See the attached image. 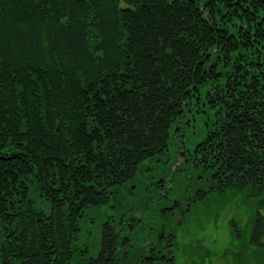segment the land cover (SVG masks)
I'll list each match as a JSON object with an SVG mask.
<instances>
[{"label": "trees", "instance_id": "16d2710c", "mask_svg": "<svg viewBox=\"0 0 264 264\" xmlns=\"http://www.w3.org/2000/svg\"><path fill=\"white\" fill-rule=\"evenodd\" d=\"M202 100L206 196L264 193V0H0V264H136L162 227L176 264L206 198L177 227L187 180L146 174Z\"/></svg>", "mask_w": 264, "mask_h": 264}, {"label": "rangeland", "instance_id": "374dc122", "mask_svg": "<svg viewBox=\"0 0 264 264\" xmlns=\"http://www.w3.org/2000/svg\"><path fill=\"white\" fill-rule=\"evenodd\" d=\"M202 93L205 97V89ZM207 112L208 107L204 100L201 101V107L195 105L193 111L189 112L190 126H184L178 138L171 137L166 155L151 161V172L146 174L147 178L166 180L169 187L164 193L168 194L169 191L171 196L174 195L177 182L185 180L180 175L183 172L179 173L183 164L182 158L179 160L180 147L183 145L185 149L192 151L204 140ZM176 166L180 168L175 174ZM30 199L38 208L49 212L47 202L35 190L32 191ZM263 205L264 193L254 196L243 191L222 197L208 195L205 203L199 205L197 213L192 218L188 217L192 225L185 224L184 229L179 231L181 235L184 234L185 249L177 255L176 264H264V247L251 243L254 219L258 211L264 212ZM203 217L209 218L210 222L206 226L199 224ZM99 221L97 211L91 209L81 233V240L88 247L93 244Z\"/></svg>", "mask_w": 264, "mask_h": 264}, {"label": "flooded vegetation", "instance_id": "af4514ba", "mask_svg": "<svg viewBox=\"0 0 264 264\" xmlns=\"http://www.w3.org/2000/svg\"><path fill=\"white\" fill-rule=\"evenodd\" d=\"M181 146L179 160L182 158L183 164L181 165V168L180 166L175 167V174L178 173V169L180 168L179 173L183 172L180 175L184 176L185 180H187V185L184 189L185 193L181 195V198L178 197V199L175 198L173 200L177 203V207H174L177 215H174L173 217V225H176L177 227L183 226L184 216L190 212L191 205L199 202L202 196L205 197L212 187L215 186V183L219 181L217 179L218 177L212 173V165H209L204 159V147L201 146V143H199L192 151L185 149L183 145ZM159 181L160 179H157L156 183H158L157 186H160V188L162 187V189H166L169 187L166 185V182L159 183ZM153 184L154 183H152V185ZM163 192L164 190L160 193L162 194ZM107 217L110 220L112 216L107 215ZM159 234L163 235V238H159ZM157 235L159 240L164 242V245L155 247V250L153 251L154 248L152 245L157 246L158 242H148L144 246V249L140 251L136 264H148L150 261L152 262L151 264H157V262L160 264H169L171 258L168 257L169 249H166V247L172 246L173 242L171 237L175 235V229L172 228V231H170L166 230L165 227H162ZM140 258H142V261H140Z\"/></svg>", "mask_w": 264, "mask_h": 264}, {"label": "bare ground", "instance_id": "6f19581e", "mask_svg": "<svg viewBox=\"0 0 264 264\" xmlns=\"http://www.w3.org/2000/svg\"><path fill=\"white\" fill-rule=\"evenodd\" d=\"M206 197H207V196H205V198H206ZM205 198H204V199H205ZM160 235H161V234H159V238H163V237H160ZM157 236H158V235H157ZM165 238H168V237H165Z\"/></svg>", "mask_w": 264, "mask_h": 264}, {"label": "water", "instance_id": "95a60500", "mask_svg": "<svg viewBox=\"0 0 264 264\" xmlns=\"http://www.w3.org/2000/svg\"><path fill=\"white\" fill-rule=\"evenodd\" d=\"M161 237H163V235H161Z\"/></svg>", "mask_w": 264, "mask_h": 264}]
</instances>
